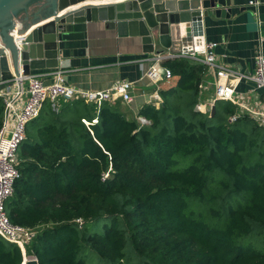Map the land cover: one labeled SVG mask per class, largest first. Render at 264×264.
I'll return each instance as SVG.
<instances>
[{
	"label": "trees",
	"instance_id": "obj_1",
	"mask_svg": "<svg viewBox=\"0 0 264 264\" xmlns=\"http://www.w3.org/2000/svg\"><path fill=\"white\" fill-rule=\"evenodd\" d=\"M178 78L144 105L141 126L117 105L47 102L26 129L6 201L10 222L34 237L27 256L39 264H264V128L216 102L196 111L207 68L166 60ZM6 113L0 97V130ZM89 122L87 126L84 122ZM191 158L187 169L184 160ZM247 195L234 208L231 198ZM227 207L225 222L195 214L196 204ZM100 228L102 230H100ZM23 250L0 237V264H23Z\"/></svg>",
	"mask_w": 264,
	"mask_h": 264
},
{
	"label": "water",
	"instance_id": "obj_2",
	"mask_svg": "<svg viewBox=\"0 0 264 264\" xmlns=\"http://www.w3.org/2000/svg\"><path fill=\"white\" fill-rule=\"evenodd\" d=\"M232 7L234 0H0V92L17 86L23 92L32 71L60 69L67 25L103 24L140 46V54L180 55L194 45L203 19L229 16ZM259 26L264 36V24ZM215 113L214 105L211 117ZM23 253V264H39Z\"/></svg>",
	"mask_w": 264,
	"mask_h": 264
},
{
	"label": "crops",
	"instance_id": "obj_3",
	"mask_svg": "<svg viewBox=\"0 0 264 264\" xmlns=\"http://www.w3.org/2000/svg\"><path fill=\"white\" fill-rule=\"evenodd\" d=\"M250 1L234 0V7L229 16L217 17L211 14L202 22L205 40L218 44L215 54L219 64L245 74L254 71L257 53H264V36L259 26L264 24V0H259L260 3L256 7L250 6ZM46 19L43 18L38 23ZM102 25H67L66 33L60 38L63 61L58 70L64 72L68 85L90 91L107 90L118 81L134 83L132 96L135 103L130 106L121 99L115 102L128 118L133 119L140 112L143 97L149 99L157 92L158 87L160 90L175 87L178 78L174 77L170 83L162 80L159 85H155L146 76L150 63L141 61L145 55L140 54V46L131 40H120ZM51 71L53 70L32 71L31 75H47ZM44 79L46 83L51 82L49 76ZM214 80L213 75H206L200 93L201 101L211 102L215 99ZM16 91L17 88H13L9 92L14 95ZM235 96L237 104L228 102L236 107V114L250 117L258 123L256 116L249 109L264 112V93L256 91L254 82L243 80L237 84ZM27 97L24 94L17 105L22 107Z\"/></svg>",
	"mask_w": 264,
	"mask_h": 264
},
{
	"label": "built area",
	"instance_id": "obj_4",
	"mask_svg": "<svg viewBox=\"0 0 264 264\" xmlns=\"http://www.w3.org/2000/svg\"><path fill=\"white\" fill-rule=\"evenodd\" d=\"M259 0H251L250 6H258ZM202 32V33H201ZM218 44L208 43L205 40L203 25L194 37V45L180 55L154 54L145 56L141 61L149 62L150 67L146 72L155 85H159L162 80L170 83L174 79L171 70L164 66V62L169 58L189 59L195 63L205 65L206 75L214 76L215 99L203 102L200 98L196 106V111L204 115H210L212 107L217 101H231L237 104L235 99L237 84L243 80H250L255 83L256 91L264 93V53L260 51L255 57V69L252 73L245 74L238 70L219 64L215 49ZM51 77V82L46 83L44 77ZM26 84V87H25ZM14 95L11 90L0 92V97L5 99L6 109L10 110L9 116L4 120L0 130V237L9 243L18 245L25 253L26 247L34 237L29 229L12 224L8 218L5 204L14 195L15 184L21 178L17 165L19 164L18 152L22 143L27 138V126L36 120L47 102L52 104L54 110H59L64 103L72 101H83L89 105L100 106L102 103L115 105L117 99H121L127 105H133L135 99L132 96L134 83L129 81H118L111 88L104 91H90L76 88L66 83V78L62 70H53L49 74L30 75L25 78L24 90H18ZM202 91L203 83L200 86ZM160 87L151 97L142 99V106L150 104L161 108L163 100L159 94ZM26 94L27 100L22 107L17 105L21 97ZM201 95V94H200ZM249 111L254 114L261 127L264 128V112ZM141 126L149 125L150 122L139 113L136 115ZM241 118L238 113L231 117L230 122L236 123ZM88 126L89 122L84 120Z\"/></svg>",
	"mask_w": 264,
	"mask_h": 264
},
{
	"label": "rangeland",
	"instance_id": "obj_5",
	"mask_svg": "<svg viewBox=\"0 0 264 264\" xmlns=\"http://www.w3.org/2000/svg\"><path fill=\"white\" fill-rule=\"evenodd\" d=\"M192 159L191 158H187L184 160L183 164L181 165L182 169H187V167L191 164ZM232 205L234 208H236L237 206L243 205L247 202L248 200V196L247 195H237V196H233L231 199ZM224 204H217V203H213V204H196L195 206V214L202 216V214H205L206 216H208V219L211 220V222H216L215 221V213L220 212L222 214V219H220V223H224L226 218H227V207L223 206ZM100 230H102L100 228ZM244 243L247 244H251L253 245L255 248H258L262 251H264V240L263 239H259L258 237H256V234L254 235H249L248 237H246L245 239L242 240ZM29 251V247H26V252ZM27 256V255H26ZM30 257V256H27Z\"/></svg>",
	"mask_w": 264,
	"mask_h": 264
},
{
	"label": "flooded vegetation",
	"instance_id": "obj_6",
	"mask_svg": "<svg viewBox=\"0 0 264 264\" xmlns=\"http://www.w3.org/2000/svg\"><path fill=\"white\" fill-rule=\"evenodd\" d=\"M45 3H48L49 0H43Z\"/></svg>",
	"mask_w": 264,
	"mask_h": 264
}]
</instances>
